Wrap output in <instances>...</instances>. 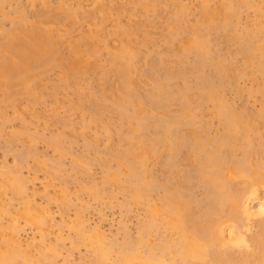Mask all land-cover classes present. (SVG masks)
<instances>
[{
  "label": "rangeland",
  "instance_id": "374dc122",
  "mask_svg": "<svg viewBox=\"0 0 264 264\" xmlns=\"http://www.w3.org/2000/svg\"><path fill=\"white\" fill-rule=\"evenodd\" d=\"M63 1L2 0L0 40L2 32L13 29L23 13L29 15L28 24L37 27L43 23L33 13L48 5L61 7ZM228 1L65 2L71 6L70 14L62 17L60 24H48L62 50L57 64L38 68L29 87L20 83L8 89L9 92L0 90V244L2 228H7L4 233L15 235L25 251L32 247L28 251L34 261L32 264L41 263L40 258L46 255L51 256L55 264H96L100 230L105 234L103 246L110 252L108 264H139L138 261L124 262L122 252L139 248L145 229L149 230L146 240L153 243L176 238L162 211V186L152 190L144 200H135V184L121 162L127 150H138L136 148L147 145L146 140L155 135L166 136L164 128L159 126L163 114L169 117L193 115L192 124L177 125L187 137H219L225 132L227 120L218 113L217 104L224 100L233 106L236 114L249 115L252 130L248 135L253 146L250 161L264 164V72L258 63L262 53L246 50L249 45L264 43V0H252L251 4L230 0L237 11L229 20L219 18L217 30L201 23L205 4L214 8ZM196 26L208 37V49L212 51L206 55L207 60L199 71L195 70L200 58L198 52L192 49L183 55ZM172 28H179L180 34L170 42L166 37ZM129 30L133 33L126 34ZM75 43L85 63L80 74L70 75L59 63L65 56L75 57L76 54H69L71 44ZM124 47L138 53L132 60L140 100L143 99L138 112L148 114L146 127L139 132L135 122L125 119L115 103L121 91L119 69L124 61L116 52ZM217 60L223 66L228 64V71H224ZM181 61L188 68L189 76L177 77L168 83L171 96H176L173 103L171 101L166 108L154 107L151 99L156 88L154 76L165 78L170 71L178 74ZM218 65L225 77H220ZM216 86L217 100L204 99V89ZM104 95L106 100L102 102ZM186 99L190 107L185 105ZM134 108L130 107V113H134ZM165 140L160 146L164 150L162 155L153 156L147 163L148 174L158 180L159 185L172 181L187 183L184 173L194 153L189 147H182L174 159L177 166L171 170L166 163L170 156L169 139ZM244 140L234 142V154L230 153L232 150L226 153L230 151L229 155L242 159ZM15 179L17 184L21 181L24 185L21 195L15 194L10 186ZM239 181L238 184H245L244 179ZM191 189L197 200L204 201L202 185ZM253 200L250 206L256 214L249 219L250 228L246 229L250 238L261 229L259 223L264 212L257 211L264 204V184L259 185ZM198 203L193 205L194 211L202 204ZM228 226L227 236L231 231ZM248 243L249 246L238 248V254L235 252L240 264L257 256L255 243L251 240ZM142 244L141 249L146 253V245ZM18 260V264H23L21 257Z\"/></svg>",
  "mask_w": 264,
  "mask_h": 264
},
{
  "label": "bare ground",
  "instance_id": "6f19581e",
  "mask_svg": "<svg viewBox=\"0 0 264 264\" xmlns=\"http://www.w3.org/2000/svg\"><path fill=\"white\" fill-rule=\"evenodd\" d=\"M66 1L67 0L63 1L61 7L56 8L48 5L44 10L38 12L34 11L35 14L33 13V15L38 18L40 17V20L43 23L40 25L41 27L32 26L33 24L31 23L28 24L29 20L26 18H28L29 15L23 13V16L21 15L22 18L18 20V23L15 22L16 24L13 25V29L2 32L4 35H2L0 40V47L2 49V51H0V90L7 89L6 91H8L12 86H17V84L19 85L20 83L23 84V86H26V84L30 85L32 79L35 80L36 78L35 72L38 68H44L45 66L51 64L54 65L55 63L57 64V57L62 53V50L57 44L56 40L58 39H56L55 34H53L52 27L51 29L48 27L51 24H48L52 22L60 24L61 20H64V18L70 14L71 6L66 4ZM238 2L251 4L252 0H238ZM1 3H3L2 0H0V8L2 5ZM58 8H61L62 10L60 13L57 11ZM62 8L66 10L64 13ZM236 11V8L230 3V0L226 2V4L224 3V5H218L214 8L205 4L201 15V23H207L210 29H218L220 23L218 25L217 20H220L219 18L221 17H224V20H229L233 12ZM61 12L63 14H61ZM62 17L64 18L62 19ZM196 27V31L194 32L195 35H193V38L191 37L192 40L190 39L186 49H184L185 51L183 55L188 53V51L190 52V50L195 49L200 57L198 59L199 62L196 63L197 67L195 64V70L199 71L204 64V60H207L206 55L212 51L209 52L208 49V37H206L205 33L200 31L198 26ZM178 29L179 28L170 29L171 31H169L168 37H166L169 39L167 41L171 42L175 38L177 39L180 34V30ZM125 33L132 34L133 32L129 30ZM263 44L257 43V45L254 46L249 45L246 50L248 53H252L253 51L256 52V50L258 52V50H260L262 54L258 63L260 65V70L264 72ZM70 47L69 54H76L75 57L70 58L69 56H65L64 58L63 54V62L59 60L60 63H58L63 67L65 66L66 73L70 75L73 73L78 74L83 71V63H85V60L82 59L80 55L82 51H80L76 43L75 45L71 44ZM257 52L254 54H257ZM116 53L124 61L123 67L119 69V86H121V91L118 96L119 98L116 99L115 103L125 119L128 118L130 121L135 122L137 126L136 131L139 132V130H143L146 127V117L148 118V114L144 115L142 113V115L139 113L141 111L139 110V106L142 105L141 103L143 99L140 100L141 97L138 92V80L136 79L137 76H134L135 71L133 70L134 68H132V60L134 55L138 53L127 47L118 50ZM183 55L182 59L184 60ZM217 62H219V65L222 64L219 60H217ZM227 65L228 64H224L223 66L222 64L224 71L227 70ZM228 67L230 70L231 67ZM219 68L218 71L219 75L221 74V77L224 72H221V66ZM179 69L178 74H172V71H170L171 74L169 73L167 76H164L165 78H161L159 75L154 76L156 88L154 92L152 91L153 93L151 96L154 107L166 108L171 101L173 103V99L176 96H171L172 92L170 91L172 89H170L171 87H169L168 83L177 77H184L185 79L190 73L184 64V61L180 62ZM86 71L87 70L84 72L86 73ZM201 78L206 80L209 85L212 84L209 82L211 80L205 76H202ZM185 89H187V87ZM204 90L206 91H204V99L208 101L217 100V86L216 88L209 87ZM101 97L102 102L106 100L105 95ZM185 102V105L190 107L191 104L187 99ZM218 102V113L227 120L224 130L225 132L222 133L221 136L192 137L189 135V137H187L181 133L178 126L182 123L185 125L192 124L193 121H195L193 115L169 117L167 114H163L159 119V126L164 128L166 136L155 135V137L146 140L149 141V143L146 142L147 145L144 143L143 146L136 148L138 150L130 149L123 154L121 162L135 184L133 195L135 200H144L150 196L152 190L154 191L157 187L160 188V186H162L164 190L162 211H164L165 222L170 226L173 235L177 236L176 238H171V240L165 238L160 243H153L151 240H146L149 237V230L145 229L142 232V238H140V247L138 246L139 248L137 249L125 248L126 250L122 252L121 259L124 262L129 263L131 261H138L139 264H240V262L238 263V260H236L235 252L238 254L240 246L246 244L249 246L250 244L248 242L251 240V242L253 241L255 243L257 250L254 252L257 256H254V254L251 253L255 259L253 258L251 261L248 259L245 263L264 264V216L259 223L261 228L260 231L256 235L251 236V238L247 235V231L250 228L249 219L256 214L253 212L250 202L255 199L259 185L264 184V164H253L252 160L250 161L249 153L250 151H253V146L248 135V131L250 132L252 130V124L249 121L250 118H248L249 115L245 116V114H241L240 116L235 113V109L232 105L225 103L224 100ZM99 106L101 107V105ZM130 107L134 108V113H130ZM165 139H169L168 147L170 149V156L166 163L171 170H175L177 166L174 159L181 151L182 147H189L194 153V158H189L190 167L187 169L186 173H184L187 183H184L183 181L184 184H180L181 182H178L177 184L175 182L174 184L172 181L168 184L159 185L160 182L148 174L145 167L153 156L160 157L162 155L164 150L162 151V147L160 146L163 141H166ZM243 139H246L244 140L245 147L243 148L245 150L243 152L244 157L242 156V159H237L235 155L232 156L235 152L233 148L237 141ZM226 150H232V152L229 151L232 154L229 155V152L227 154ZM239 179H244L245 184H243V186L237 183V181L240 182ZM15 181L16 179L12 183L10 182V186L14 190V193L19 195L20 193H23L24 185L21 181H19L20 183L18 184L17 181ZM197 185H202L205 189L204 201L197 200L195 198L196 196L193 194V189L191 188L192 186L194 187ZM198 201L202 204H199ZM196 203L199 204V210L197 209L194 211L193 205H196ZM263 212L264 204L259 207L257 213ZM227 225H229L228 227L231 230L228 236L226 233ZM12 228L13 231H15V227ZM6 229L7 228H2L0 264H18L17 260L20 257L23 260V264L34 263L28 252L32 250V247L29 246L31 249H26L25 251L22 247V243L18 241L15 235H11L9 232L8 234L4 233ZM10 231L13 232L12 230ZM97 235L98 240L96 242L97 245H99L97 247L98 255L96 253L95 257L97 258V261L95 260V263L108 264V256L110 252L106 246H103L105 234L99 230ZM142 243L146 245V253L141 249L144 247ZM247 255L249 254L246 253V256ZM47 256L48 255L45 257ZM42 257L43 258H40L43 259L40 260L42 261V264H44L45 261L46 264H49L47 261L55 264L53 258L51 261V256H48L50 259H48V257L47 259L44 256ZM41 263L38 262V264Z\"/></svg>",
  "mask_w": 264,
  "mask_h": 264
}]
</instances>
